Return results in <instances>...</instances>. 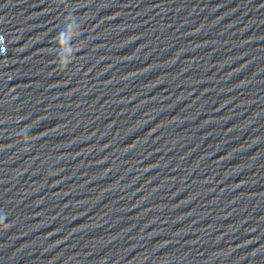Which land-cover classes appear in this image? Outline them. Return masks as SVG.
Masks as SVG:
<instances>
[{"label": "clouds", "instance_id": "clouds-1", "mask_svg": "<svg viewBox=\"0 0 264 264\" xmlns=\"http://www.w3.org/2000/svg\"><path fill=\"white\" fill-rule=\"evenodd\" d=\"M70 13L72 14V11L67 12V14L65 16L69 15ZM80 29H81V23H80V28L78 29L79 34H80ZM58 39H59L60 44L63 43V41H62V34H58ZM60 66L63 67V68H67L68 63L66 61H62L61 60L60 61Z\"/></svg>", "mask_w": 264, "mask_h": 264}]
</instances>
